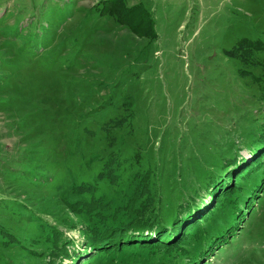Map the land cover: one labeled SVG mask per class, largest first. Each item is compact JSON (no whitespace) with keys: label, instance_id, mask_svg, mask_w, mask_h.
I'll return each mask as SVG.
<instances>
[{"label":"rangeland","instance_id":"obj_1","mask_svg":"<svg viewBox=\"0 0 264 264\" xmlns=\"http://www.w3.org/2000/svg\"><path fill=\"white\" fill-rule=\"evenodd\" d=\"M100 1L0 0V264H264V0Z\"/></svg>","mask_w":264,"mask_h":264},{"label":"trees","instance_id":"obj_2","mask_svg":"<svg viewBox=\"0 0 264 264\" xmlns=\"http://www.w3.org/2000/svg\"><path fill=\"white\" fill-rule=\"evenodd\" d=\"M100 3L102 5V7H103V11H106V12H108L111 15L119 13L120 10H121V8H122L120 6V0H102V1H100ZM121 3H122V6L124 7V10L121 11V13L118 14V17H120L121 15H123L122 18H121V20H123V22H126L127 20L130 21L133 24L132 25L133 29L136 30V31H138L139 28H140L138 26V24L140 23V20L137 17L138 10L137 9L135 10V8H134L135 5H133L131 7H129V6L125 7L124 6V5H126L125 4V0H121ZM100 10L102 12V8H100ZM126 16H128V17L126 18ZM244 42H245V40H244ZM240 45H243V42ZM248 45H251L253 47V49H258V47H259V44H252V42H248ZM123 120H124L123 117H119V118H116L115 120H110L109 122L112 123L111 127H114V126L116 127V125H121L123 123L122 122ZM77 125H80V123H78ZM77 125H73V126H75V128H73V126H72L73 129H76L75 130V133L73 135V139L69 143V149H70V151L72 153H74L75 148L79 145V138L78 137H79V134H80L79 133L80 129H79V127ZM106 129H108V127ZM262 129H264V127H262ZM33 170H34V168H33ZM33 170L24 167L22 169H17L15 173H12V171H10V173H11V175L16 176L19 173L31 172ZM144 179H145V176H144ZM29 180H30V182L36 183V181H33V179H29ZM76 192L77 193H80L81 190H76ZM80 200L81 199L72 200L71 198H67V202L72 207H74V208L77 207L78 209L84 210L85 205ZM4 203L5 204H8L6 201ZM99 204L104 205V206L107 205V203L106 202H103V201L100 202ZM133 204H134V201L131 200L128 204H126L124 206L126 209H129L128 211L130 213H132V214H134L138 210V208H136L135 206H133ZM10 210H13V209H10ZM15 212H17V211H15ZM21 212L24 213L22 210H21ZM144 214H141V215H144ZM149 214H151V213H149ZM156 216L153 215V218H156ZM130 222H131L130 228L133 229V230L134 229L142 230V229H148L149 227H151V228L153 227V226H151V224H149L146 221L141 220L137 216H135L134 218H132L130 220ZM151 223H153V222H151ZM156 227L158 229H160V228L163 229V227H165V225L162 226L160 224V225H156ZM0 234L2 235V238H5V236H7L9 234V232L7 231V228L5 226H3V225H0Z\"/></svg>","mask_w":264,"mask_h":264}]
</instances>
